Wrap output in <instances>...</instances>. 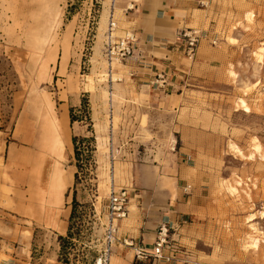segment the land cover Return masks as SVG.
Instances as JSON below:
<instances>
[{"label":"rangeland","instance_id":"1","mask_svg":"<svg viewBox=\"0 0 264 264\" xmlns=\"http://www.w3.org/2000/svg\"><path fill=\"white\" fill-rule=\"evenodd\" d=\"M103 2L0 0V264L63 263L59 237L68 229L55 222L62 215L69 228L75 191L82 205L67 257L96 264L107 250L110 196L118 186L129 195L133 184L146 213L160 193L167 212L193 202L178 223L166 216L154 229L167 224L176 234L174 264H264V0H196L211 12L209 30L188 27L201 34L198 53L167 70L164 86L157 75L117 79ZM65 108L76 144L63 173L74 172V183L47 222L56 163L43 154L39 161L34 148L42 114L62 117ZM186 165L196 170L189 180ZM184 227L191 245L181 240Z\"/></svg>","mask_w":264,"mask_h":264},{"label":"crops","instance_id":"2","mask_svg":"<svg viewBox=\"0 0 264 264\" xmlns=\"http://www.w3.org/2000/svg\"><path fill=\"white\" fill-rule=\"evenodd\" d=\"M111 1L104 0L103 2L104 9L101 13L103 28H106L108 17L111 13ZM129 6L132 8L127 9ZM210 13L209 10L198 7L196 0H114L112 15L118 22V30L115 33L113 32V36L120 38L129 31L136 33L139 39V49L136 54L121 60L122 63L117 67V79L121 78V81H126L127 83L148 82L153 75L155 78L156 75L164 74L166 76L167 70L172 67H180L187 55L181 44L182 38L179 36V32L188 27H203L202 31L207 32L211 18ZM166 79L168 80L167 77ZM143 93H145V97L150 95L147 90H144ZM165 98L163 94L162 100H165ZM80 103L81 98L79 96L69 98L68 101L71 107H77ZM59 104L62 106L65 102L63 101ZM71 127L72 120L68 108L63 110L62 117L56 116L55 111L51 109L42 114L40 134H38L34 148L35 155L37 157L40 155L39 161L42 159L41 154L45 155V157L51 155L56 163L53 183L52 186L48 187L49 189L51 188L50 192L52 194L46 197L47 203L50 205L47 203L43 204V210L48 215L47 222L50 220L49 214H51V210L56 209V205L58 206L63 202L64 194L71 184L74 183V172L73 174L68 172L67 175L63 173L66 170L63 164L66 157L71 158L74 152ZM46 162H48V159H45ZM69 166L73 168L72 165ZM190 167L193 166L186 165L184 167V172H182L183 179L189 180V174L196 171L194 167L191 171ZM200 179L202 177L197 173L192 181L194 183ZM41 183H39V186H41ZM0 185H3L2 182ZM120 188L122 187L118 186L116 191ZM1 190L2 188H0ZM150 196L148 195V197ZM172 197H174V193ZM164 200L165 198H163L161 193L154 197L155 205L146 213L143 211L144 208L140 207V199L134 190L133 184L129 190V202L127 205L129 212L127 217L121 221L120 229L117 233V241L112 245L113 253L110 264H133L135 251L138 246L142 245L151 248L150 245H153L152 241L156 236L154 229L164 217L168 216L169 221L176 224L193 207V202L188 201L179 203L181 206L180 208L178 207L180 211L178 214L175 212L176 209H171L172 206L169 207L167 212V208L162 206L161 203ZM71 211L68 207L64 217L69 216L70 218ZM146 214L149 217L146 218ZM60 217H57L55 225H58V228L64 231L66 229L69 230L66 226V221L60 224ZM47 222H44L43 225L53 228V225ZM181 232L184 235L181 238L182 242L186 245L193 244L194 237L190 236L188 228H182ZM60 233L63 235V232ZM126 241L132 242V244L124 243ZM61 264L71 263L63 262ZM160 264H174V262H160Z\"/></svg>","mask_w":264,"mask_h":264},{"label":"built area","instance_id":"3","mask_svg":"<svg viewBox=\"0 0 264 264\" xmlns=\"http://www.w3.org/2000/svg\"><path fill=\"white\" fill-rule=\"evenodd\" d=\"M202 6H208V2L205 0H197ZM117 28L116 21L110 18L107 37L108 40L105 42V52L108 59H112L117 56L119 59L123 60L130 56H134L139 49L138 46V36L134 32H126L125 36L120 37L119 40L113 38V32ZM179 36L182 38L181 44L185 49V54L190 58H193L197 52L201 34L192 28L183 29L179 32ZM161 86L167 83L166 76L164 74L158 76L157 80ZM127 202L128 197L126 190L123 189L121 193H112L110 196L109 213L110 218L113 220L115 217L121 219L123 213H127ZM176 234L171 232V227L167 224H163L159 227L156 232V236L151 248L145 246H138L133 264H160V262H175L176 257L174 256V251H176ZM105 243L107 250L102 254V264H109V251L113 243L117 241V232L112 228V226H107L104 234ZM126 243V242H125ZM98 258V259H99ZM96 261V264L98 262Z\"/></svg>","mask_w":264,"mask_h":264},{"label":"bare ground","instance_id":"4","mask_svg":"<svg viewBox=\"0 0 264 264\" xmlns=\"http://www.w3.org/2000/svg\"><path fill=\"white\" fill-rule=\"evenodd\" d=\"M205 2L207 3L208 2V0H205ZM209 3V2H208ZM112 6V5H111ZM110 18H113L114 19V17H113V15H112V12L110 13V15H109V17H108V25H109V20H110ZM115 20V19H114ZM116 21V20H115ZM116 24H117V28L115 29V31H114V33L118 30V22L116 21ZM108 30V29H107ZM195 31H197V32H199L198 30H195ZM127 32H129V31H127ZM113 33V34H114ZM126 34V33H125ZM125 34L123 35V36H125ZM115 36V35H114ZM113 36V38L115 39V40H119V37L118 36H116V37H114ZM106 40H108V37H107V35H106ZM105 54H106V52H105ZM106 57H107V54H106ZM107 59H108V57H107ZM108 60H110V62H112L111 63V65H112V67L116 70L117 69V67L120 65V62H121V59H119L117 56H114L112 59H108ZM107 62V61H106ZM109 63V62H108ZM108 67V66H107ZM114 70V71H115ZM117 71V70H116ZM104 74L102 75L103 77H105V76H108L109 74H108V72H106V71H104L103 72ZM105 151V150H104ZM107 167H108V163L107 162H105V163H103L102 164V172H101V176L103 177L102 179H103V181H102V183H103V187L105 188V186L106 185H108V183H109V181H111L109 178H107ZM109 168V167H108ZM110 187V186H109ZM123 189H121L119 192L118 191H115V192H113V193H115V194H119V193H121V191H122ZM126 190V189H125ZM126 194H127V197H128V202H129V195H128V192H127V190H126ZM100 198V197H99ZM104 198V197H103ZM107 202V201H106ZM128 202H127V205H128ZM126 205V207H127V213H123L121 216H123V218H121V219H119V218H117V217H115L113 220L110 218V220H109V223H108V227L109 226H112V228L114 229V230H116V232L118 233V226H119V222H121L123 219H125L126 217H127V215H128V206ZM126 243L127 244H132V242H127L126 241ZM98 264H102V259H99L98 260Z\"/></svg>","mask_w":264,"mask_h":264},{"label":"trees","instance_id":"5","mask_svg":"<svg viewBox=\"0 0 264 264\" xmlns=\"http://www.w3.org/2000/svg\"><path fill=\"white\" fill-rule=\"evenodd\" d=\"M72 109H71V113H72ZM71 120L72 122H74L75 118L73 116V114H71ZM74 144H76V138H73ZM76 153L78 154V147L76 146ZM82 204L79 202V200L77 199V193L76 191L74 192V197H73V202H72V211L70 214V225H69V230L66 236L64 235H60L59 239H60V244H61V260L65 263H70V259L67 257V253L66 250L68 249V247L71 246L72 244V239L74 236V219L76 217V210L78 206H81Z\"/></svg>","mask_w":264,"mask_h":264}]
</instances>
